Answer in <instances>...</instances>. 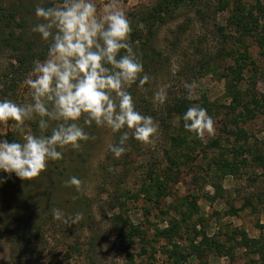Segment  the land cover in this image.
I'll return each instance as SVG.
<instances>
[{"label":"rangeland","instance_id":"374dc122","mask_svg":"<svg viewBox=\"0 0 264 264\" xmlns=\"http://www.w3.org/2000/svg\"><path fill=\"white\" fill-rule=\"evenodd\" d=\"M23 2L21 29L29 34L44 22L36 7H60L63 0ZM93 2L97 15H103L109 0ZM155 2L113 0L127 18ZM207 3L202 16L189 12L157 26L155 44L166 57L163 67L142 71L127 88L135 110L158 125L150 143L136 140L127 128L114 133L104 125L83 124L89 139L63 161L65 175L81 181L76 209L52 202L57 195L71 196L75 185L56 186L45 170L24 179L0 171V177L10 178L0 183L7 190L0 195V264H264V41L257 42L264 34V0ZM220 3L225 7L213 8ZM243 12L257 24L241 34L234 19ZM34 36L38 45L47 46L35 54V61L43 62L51 38ZM10 64H17L12 53L0 46V100L32 103L26 80L35 79L34 66L17 71ZM233 76L244 100L253 94L262 106L249 103L252 117L241 118L242 106L227 91ZM157 92L164 94L162 103ZM192 106L204 108L213 119L215 131L203 140L183 127V114ZM40 119L33 114L22 130L13 120L0 122V139L22 142L29 132L51 135L57 121L44 117L48 127L41 130ZM123 131H128L126 151L117 158L109 145L117 144ZM245 146L251 151L244 152ZM77 213L75 223L65 222ZM171 221H179L180 234L173 232L171 243L164 236L153 239L157 228ZM129 224L144 231L143 241L129 236ZM200 239V252L194 251Z\"/></svg>","mask_w":264,"mask_h":264},{"label":"clouds","instance_id":"9594fccd","mask_svg":"<svg viewBox=\"0 0 264 264\" xmlns=\"http://www.w3.org/2000/svg\"><path fill=\"white\" fill-rule=\"evenodd\" d=\"M35 14L44 22L34 25L32 31L38 32L42 40L51 38V42L47 58L34 61L35 79L26 80L33 102L18 105L12 100H0V122L13 120L22 130L24 121L36 114L41 117V130L48 127L44 117L57 124L51 135L29 132L22 142L0 139V171L22 179L40 175L48 161L61 158L58 149H78L79 142L89 139L81 118L84 125H104L114 133L130 129L136 140L150 143L158 125L151 116L135 110L127 91L143 71V65L128 43L132 29L125 13L113 0L104 5L101 16L97 15L93 0H63L60 7H36ZM121 49L126 52L121 54ZM146 80V76L142 77L140 83ZM155 97L161 103L165 98L162 92ZM182 119L183 127L201 140L205 133L210 136L215 131L212 117L202 107L187 108ZM127 139L128 131H123L119 142L109 145L117 158L126 151L123 145ZM3 180L0 177V183ZM65 183L80 190L81 181L75 176ZM79 215L66 218L65 222L75 223ZM54 216L60 218L61 211L55 210Z\"/></svg>","mask_w":264,"mask_h":264},{"label":"trees","instance_id":"16d2710c","mask_svg":"<svg viewBox=\"0 0 264 264\" xmlns=\"http://www.w3.org/2000/svg\"><path fill=\"white\" fill-rule=\"evenodd\" d=\"M210 1V0H209ZM208 0H156V2L151 6H145L141 9L135 10L133 12H129V24L132 31L129 34L128 43L131 45L132 51L135 54L138 61L143 65V71L156 70L158 68L163 67L166 57L163 56L161 50L155 44V32L156 28L159 24L163 23L167 19L175 18L178 16H185L189 12H194L198 15H203L202 8H208L210 4ZM219 1V0H218ZM23 0H0V46L4 49H7L12 53V57L16 61V66L10 64L15 70H27L34 66L35 54L42 49H45L47 46L38 45L36 42V37L34 36V32L31 33L24 32L21 29L23 26L22 21L24 18L23 14ZM52 5V2L49 3ZM260 4H258L259 6ZM224 4L220 3V5L213 7L216 9L224 8ZM245 13L243 12L238 17L235 14L236 18L234 19L235 25H237L241 29V34L251 32L256 23V18L252 17V14L249 13L245 18ZM204 18V17H201ZM234 17L231 16V19ZM244 18V19H242ZM11 26V29L6 31V27ZM19 31L16 32L15 29ZM264 30V26L262 27ZM238 40L239 36L236 37ZM264 34L257 36V42L263 43ZM48 45V44H47ZM49 46V45H48ZM246 48V46H244ZM126 52L125 49H121L120 53L124 54ZM241 58L245 59L247 56L246 53L240 54ZM244 55V56H243ZM235 62L237 63L238 68H242V64L238 62V58L235 57ZM232 70V67H231ZM240 72L236 71V74ZM235 76L231 77V83L227 84V91L231 93L233 101L239 103L242 106V110L238 112V114L242 117H252L254 115V111L249 107V103L253 102L255 105L261 106L258 102V99L255 95H252L248 100H244V91H241L235 84ZM262 107V106H261ZM81 126H83V118L80 120ZM120 133V131H119ZM33 134V132L31 133ZM80 143V142H79ZM238 149V147H237ZM62 152V156L60 159L48 161L45 172L51 176V180L55 181L57 184L64 183L72 177L70 175H65L66 165L63 164L65 159V154L67 152L76 153V149H72L70 146H65L63 149H58ZM244 152L251 151V147L245 146L243 148ZM226 163V162H225ZM263 171H264V162L262 163ZM77 177V176H75ZM10 178L5 177L3 180V184L9 181ZM63 187V185H61ZM64 187L71 188V185H67L64 183ZM0 185V195H4L7 190ZM56 200H52L53 203L57 205L67 204L70 207H74L72 209H76L77 202H79V195L77 192V188L73 189L71 192V196L67 198H60L59 195L55 196ZM157 199V198H156ZM174 221V220H173ZM167 225L163 228H157L155 233L153 234V239L157 237L164 236L168 241H172L171 236L174 233L180 234L181 224L175 222L174 224ZM130 228L128 230V234L137 235L140 240H144V231L137 225L129 224ZM21 229L25 227V223L20 224ZM207 236L203 235L201 239H206ZM199 240L193 247L196 249L194 251H199L200 244H202V240ZM131 240V239H130ZM194 240V239H193ZM252 240V239H251ZM132 241V240H131ZM244 243L247 245L250 244V240L244 238ZM256 242V239L252 240ZM171 243V242H170ZM174 243V242H173ZM175 246V243L173 244ZM206 246H208L206 244ZM144 250V247H142ZM175 252V250H172ZM192 251V252H194ZM197 253V252H196ZM197 256L198 253L196 254Z\"/></svg>","mask_w":264,"mask_h":264}]
</instances>
